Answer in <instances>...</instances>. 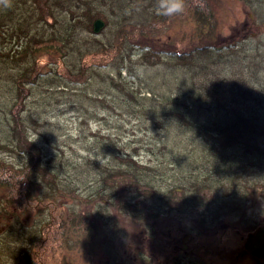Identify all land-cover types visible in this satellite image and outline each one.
I'll list each match as a JSON object with an SVG mask.
<instances>
[{
    "label": "rangeland",
    "instance_id": "rangeland-1",
    "mask_svg": "<svg viewBox=\"0 0 264 264\" xmlns=\"http://www.w3.org/2000/svg\"><path fill=\"white\" fill-rule=\"evenodd\" d=\"M62 1L59 5L53 4L56 26L82 16L89 8L88 2H91L89 6L92 11L102 10L110 15L113 22H104L98 32L90 31L83 25L77 28L82 37L90 38L93 35L105 42H116L115 33L124 14H128L125 21L129 24L148 23L153 18L152 12L156 5V0ZM205 2L206 11L214 18V38L205 39L202 45L218 43L220 38L224 40L237 35L232 44H235L240 57H234V61L230 60L228 64L225 62L228 60L226 56L215 57L214 65L212 60L208 63V66L212 64V68L208 67L206 73L196 68L194 72L181 71L178 67L177 74L181 78L179 84L182 85L172 86L173 93L179 94L203 118L210 111L213 113L219 109L224 112L212 97L205 95L203 98L205 93H201L204 88L220 82L219 94L226 105L243 110L252 109L264 116V59L263 69L252 80L248 72L252 68H248V61L240 60L246 56L253 59L257 54L264 56V0ZM29 3L21 0L17 10L26 11L25 6ZM183 15L179 19L175 17L167 20L170 26L165 28L161 25L159 31L154 33L160 43L174 42L177 48L200 43L199 21L191 12ZM208 28L205 26V31ZM1 41L6 44L8 38ZM140 51V48L133 47V57L125 63L128 66L118 60L120 54L115 56L114 61H105V54H88L78 65L84 68V74L77 82L66 78L70 72L64 69V65L50 64V54L41 58V80L44 86L38 89L60 82L61 85L67 84L72 91L62 93L55 90L53 94H47L48 100H39L37 95V100L31 98L28 102L24 115L36 120V124L33 121L29 123V136L36 143L44 157V165L54 179L45 181L41 173H35L36 184L32 187V196L44 201L40 203L34 199L30 211H18L17 205L0 202V264H18V259H12L13 255L21 254L16 251L18 240L38 233L40 225L46 227L43 234L47 239V248H56L54 251L47 250L49 256L45 264H174L171 260L174 253L193 258L195 264H209L213 257L214 263L218 259L220 264L252 263L242 250L245 249L248 235L264 225V190L261 189L264 170L257 172L259 166L252 168V177L247 183H242L244 178L239 177L236 183L225 185L193 184L188 189L182 186H172L171 189V185L168 187L162 177L157 193H147L141 197L142 194L122 183L105 184L101 180V171L92 164L93 161L103 164L112 162L108 145L113 142L116 148L125 153H134L139 160L147 162L158 159L166 162L168 159H165L170 155H193L192 159L195 156L193 145H188V150L181 145L183 141L196 139L194 132L182 133L180 136L178 132L182 130L166 123L167 128L171 127L172 130L169 134L154 123L151 113H133L120 105L113 108L114 103L111 104L110 99L117 91H114L115 87L112 88L108 77L116 74L121 65H124L121 67L123 76L142 91L153 88L157 93H171L172 87L168 83L176 78L175 73L172 74V70L163 63L155 66L141 64L138 60ZM199 60L205 65L203 57ZM66 63L71 66L75 61L73 57L67 58ZM129 65L133 69L131 73L128 71ZM57 71L65 77L59 76ZM222 79L225 82L222 83ZM229 82L236 84V87L232 86L234 91L228 89ZM41 93H47L46 89H42ZM93 93L108 96L110 104H104L96 98L90 99ZM231 94L236 102H231ZM4 129L5 125L0 123V158L16 167L25 165L28 162L27 154L13 149V145L3 146ZM176 139L181 140V144L170 146L171 152L157 150L165 140L170 143ZM150 147L154 150L151 151ZM242 151L240 147L239 152ZM260 165L264 167V161ZM239 171L242 173V170ZM247 185L255 187L254 190H246ZM190 191L202 194L204 202L202 198L197 203L193 196L188 198ZM96 193L100 196L87 200L90 194ZM189 200L191 202L187 203ZM206 206H212L213 209L207 210ZM153 210L157 211V216ZM8 230L18 237L17 243L14 240L11 243L15 250L10 258L1 246L3 234ZM38 251L36 248L35 252Z\"/></svg>",
    "mask_w": 264,
    "mask_h": 264
},
{
    "label": "trees",
    "instance_id": "trees-1",
    "mask_svg": "<svg viewBox=\"0 0 264 264\" xmlns=\"http://www.w3.org/2000/svg\"><path fill=\"white\" fill-rule=\"evenodd\" d=\"M20 1L13 0L11 8H0V39L6 40L8 38L6 44L0 42V123L5 125L3 131L5 140L2 143L3 146L13 145V149L27 154L28 158V162L20 167L10 165L0 158V202L2 201L7 205H17L18 211L19 209L30 211L31 204L35 200L40 203L44 201L42 198H33L32 196V187L36 184V172L41 173L45 181L54 179L48 167L44 165V157L41 155L36 143L29 136V123L33 121L32 123L36 124V120L24 115L28 102L37 95H39L37 96L39 100H48L47 94H53L55 90L62 93L67 90L72 91L67 84L61 85L58 82L56 84L51 83L49 87H43L42 89H46L47 93H41L42 89L38 88L44 85L41 80L43 79L41 71L43 66H41L40 61L44 55L50 54L52 57V63L50 64L64 65V69L70 72L69 77L66 78L77 82L84 74V68L78 65L86 55L93 52L105 54V61H108L113 60L117 54H120L118 60L125 64L128 60L131 61L133 57L132 50L135 46L141 50L138 59L141 64L155 66L163 63L168 69L172 70V74L175 73L176 78L168 83L170 87L182 85L179 84L181 78L177 74L178 67L181 68V71L194 72L196 68L206 73L208 67L209 69L212 68L215 57L224 58L226 56V59H228L225 60L226 64L234 61V57H240V53L235 50V44H232L237 35L224 40L220 38L218 43L211 42V44L204 43L202 45L205 39L213 40L214 38V18L212 19L210 17L211 13L206 11L205 0H188V10L186 12L193 13L196 20L199 21L200 43L183 48H177L174 42L162 44L157 40L158 36H154L161 25L165 28L170 26L167 20L172 19L157 15L156 10H153V18L148 23L132 22L129 24L125 21L128 14H124L115 33L116 42H113V40L105 42L97 36L82 37L78 33L77 28L80 27L79 25L93 31L94 23L98 19L103 20L105 23L113 22L110 15L102 10L92 11V7L89 6L91 2L87 3L89 8L83 12L82 16H76L72 20L56 26L57 19L53 14V9L54 5L61 4L62 0H22L24 3L30 1L25 6L26 11L23 12L17 10ZM180 17H184V15L176 18L179 19ZM205 26L209 27L207 31H205ZM5 36H7L6 39ZM72 57L75 63L68 66L66 60ZM201 57L206 60L205 65L199 60ZM242 59L248 61V68H252L248 70L251 76L250 79H254L258 75L257 73H260V69H263L264 56L257 54L253 56V59H249L248 56L240 58L241 61ZM211 60L212 64L208 66ZM123 66L121 65V67ZM129 66L128 71L131 73L133 69L131 65ZM121 67L118 68L116 74L108 77L112 88H117H113L117 93H113V96H110L111 99L104 94L94 93L89 98L99 99L107 105L110 104L108 100L110 99L111 104L114 103L113 108L117 105L125 106L127 110L133 113H151L154 123L166 129L169 134H171L172 130L170 128L172 126L182 130L178 132L180 136L182 133L194 132L197 138L193 141L187 140L181 144L179 139L170 143L165 140L157 150L171 152L172 148L170 146L181 144L187 149V146L191 144L194 147L193 154L195 156L192 159L193 155L186 157L170 155L165 159H168L166 162L162 159L147 162L139 160L134 153H125L122 149L116 148L113 142L108 145L113 163L92 162L94 167L101 171V180H104L105 184L122 183L123 186L129 187V189L140 195L142 194V197L143 194L157 193L162 177H164V182L168 184V187L171 185V189L172 186H182L183 189L186 187L188 189L193 184L207 186L210 184L236 183L239 177L244 178L241 181L242 183H247L252 177L254 166H259L257 172L264 170V167L260 165L264 161V116L252 109L243 110L236 106L235 108L231 107L230 104L226 105L219 94L220 82H217L214 86L204 88L201 93H205L202 96L203 98L205 95L212 97L217 104H220L218 106H220L219 108L222 107L224 112L222 113L221 110L217 109L213 113L210 111L203 118H200L199 114L196 113V109L179 94L173 93V87L170 89L171 93L169 94L157 93L153 88L142 91L143 89L136 87L137 85L134 86L133 81L129 80L128 77L123 76ZM76 68H78L77 72H75ZM196 74L198 73L196 72ZM58 75L65 77L62 72ZM221 82L223 83L225 80L222 79ZM249 84L251 85V83ZM227 85L228 89L231 88L234 91L232 86L235 85L236 87V84L229 82ZM248 92L251 95L253 94L250 90ZM38 98H35V100ZM190 98L193 99V97ZM233 98L234 96L231 94V102H236V99ZM166 123H169L171 127L167 128ZM240 147L243 148L242 153L239 152ZM149 149L154 150L153 147ZM182 160L187 164H183ZM239 170H242V173ZM243 173H246V175L243 176ZM261 183H263L261 189L264 190V181ZM245 187L246 190L251 189L250 192L255 188H250L248 185ZM190 193L191 195L188 198L193 196L194 199L196 198V203L203 196L199 192L196 193V191H190ZM97 196H100V194H90L87 200L94 199ZM204 199L203 197V202ZM110 200L112 201V199ZM121 202L124 204V201ZM190 202L191 200L187 203ZM196 203L194 202V205L197 206ZM132 206L135 205L132 204ZM205 209L211 210L213 207L206 206ZM153 211L157 216V211ZM10 213L14 215L13 211ZM38 229V233H31L20 241L10 230L6 231L3 234L1 246L7 257L10 258L15 250L12 248L11 243L13 240L17 243L18 240L19 244H16V251L21 254L19 256L13 255L12 259H18V264H45L49 256L47 250L54 251L56 248H47V239L44 235L46 227L40 225ZM36 248L39 250L38 253L35 252Z\"/></svg>",
    "mask_w": 264,
    "mask_h": 264
},
{
    "label": "clouds",
    "instance_id": "clouds-1",
    "mask_svg": "<svg viewBox=\"0 0 264 264\" xmlns=\"http://www.w3.org/2000/svg\"><path fill=\"white\" fill-rule=\"evenodd\" d=\"M13 0H0V8L12 7ZM156 14L165 18L183 15L188 10V0H156Z\"/></svg>",
    "mask_w": 264,
    "mask_h": 264
},
{
    "label": "water",
    "instance_id": "water-1",
    "mask_svg": "<svg viewBox=\"0 0 264 264\" xmlns=\"http://www.w3.org/2000/svg\"><path fill=\"white\" fill-rule=\"evenodd\" d=\"M103 25V20H96L94 23V32H98ZM244 247L254 260L264 264V225L258 227L248 235Z\"/></svg>",
    "mask_w": 264,
    "mask_h": 264
},
{
    "label": "flooded vegetation",
    "instance_id": "flooded-vegetation-1",
    "mask_svg": "<svg viewBox=\"0 0 264 264\" xmlns=\"http://www.w3.org/2000/svg\"><path fill=\"white\" fill-rule=\"evenodd\" d=\"M179 200V199H178ZM188 249V248H187ZM243 252H244V254H245V256L247 257V259L248 260H250L252 263L251 264H261V263H259V262H257L256 260H254L251 256H250V254L247 252V250H245V249H243L242 250ZM214 258V257H213ZM210 259V262H209V264H220L219 263V260L217 259V262L216 263H214V259ZM171 260H173L175 263L174 264H181V260H182V264H195V261L193 260V258H189V257H186V256H184V255H182V254H175L174 253V257L173 258H171Z\"/></svg>",
    "mask_w": 264,
    "mask_h": 264
}]
</instances>
